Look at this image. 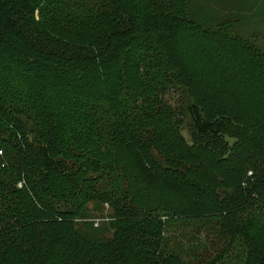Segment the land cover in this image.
<instances>
[{
    "label": "trees",
    "instance_id": "16d2710c",
    "mask_svg": "<svg viewBox=\"0 0 264 264\" xmlns=\"http://www.w3.org/2000/svg\"><path fill=\"white\" fill-rule=\"evenodd\" d=\"M227 33L189 0H0V264H264V55Z\"/></svg>",
    "mask_w": 264,
    "mask_h": 264
},
{
    "label": "rangeland",
    "instance_id": "374dc122",
    "mask_svg": "<svg viewBox=\"0 0 264 264\" xmlns=\"http://www.w3.org/2000/svg\"><path fill=\"white\" fill-rule=\"evenodd\" d=\"M189 2L194 18L215 25L227 26L231 32L227 33L228 36L236 37L241 40L242 45H249L264 55V0H189ZM225 21L231 22L232 26L226 25ZM33 36L36 37V35ZM50 43L51 47L57 46L52 41ZM235 45L236 43L227 41L226 50L230 53L231 59L241 58L244 62L238 65L231 63V65L236 70L239 69V65H242L241 69L246 71L247 67L253 64V57L249 64H246L248 63L246 55L249 53L247 49H240L239 57H235ZM184 97L177 85L167 95L168 100L170 99L174 105H181ZM206 108L210 113L212 112L211 107L206 106ZM184 135L189 139L187 130Z\"/></svg>",
    "mask_w": 264,
    "mask_h": 264
}]
</instances>
